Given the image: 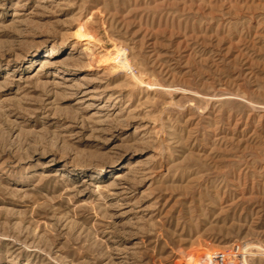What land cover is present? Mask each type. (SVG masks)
Wrapping results in <instances>:
<instances>
[{
    "label": "rangeland",
    "instance_id": "1",
    "mask_svg": "<svg viewBox=\"0 0 264 264\" xmlns=\"http://www.w3.org/2000/svg\"><path fill=\"white\" fill-rule=\"evenodd\" d=\"M0 264H264V0H0Z\"/></svg>",
    "mask_w": 264,
    "mask_h": 264
},
{
    "label": "bare ground",
    "instance_id": "2",
    "mask_svg": "<svg viewBox=\"0 0 264 264\" xmlns=\"http://www.w3.org/2000/svg\"><path fill=\"white\" fill-rule=\"evenodd\" d=\"M120 177H122V176H120ZM120 177H119V178H120Z\"/></svg>",
    "mask_w": 264,
    "mask_h": 264
}]
</instances>
